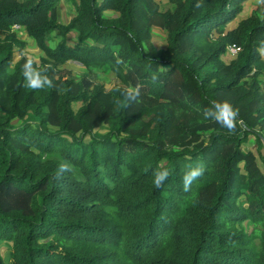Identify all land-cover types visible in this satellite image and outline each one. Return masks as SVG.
I'll list each match as a JSON object with an SVG mask.
<instances>
[{"label": "trees", "instance_id": "trees-1", "mask_svg": "<svg viewBox=\"0 0 264 264\" xmlns=\"http://www.w3.org/2000/svg\"><path fill=\"white\" fill-rule=\"evenodd\" d=\"M59 1L0 0V264H264V174L249 169L242 151L249 134L264 143L260 87L255 76L245 80L264 76V9L212 36L244 0H175L159 13L166 45L156 47L137 28L144 0H68L75 11L66 21L53 14ZM110 8L116 13L106 16ZM15 25L43 51L34 67L48 69L51 87H26L22 67L29 58L13 61L26 44ZM52 32L59 36L54 45ZM231 45L238 49L227 63L221 56ZM68 60L106 65L118 77L134 66L154 102L130 112L120 85L105 91L102 83L68 77L60 67ZM175 73L186 86L177 102L191 113L177 125L190 133L198 122L210 124L206 147L214 157L200 145H166L173 115L162 96ZM223 100L238 112L231 134L202 119L204 108ZM96 111L107 126L101 135L94 131ZM241 159L256 173L234 185ZM201 161L211 168L184 192L183 165ZM61 162L71 170L58 177ZM158 165L170 172L160 188L153 184ZM15 188L25 205L5 199Z\"/></svg>", "mask_w": 264, "mask_h": 264}, {"label": "rangeland", "instance_id": "rangeland-1", "mask_svg": "<svg viewBox=\"0 0 264 264\" xmlns=\"http://www.w3.org/2000/svg\"><path fill=\"white\" fill-rule=\"evenodd\" d=\"M100 1V0H98ZM175 4V0H144L141 3L138 4L139 9V15H140V22L137 23V28L140 31V34L148 36L149 39L155 44L156 47H164L166 45V31L160 24V17L159 13L161 11H164L166 9L172 8ZM264 9V5L261 0H244L241 2V10L237 13V15L228 23L226 24L225 28H216L212 31V36H216L218 33H220L222 30L231 28L234 26L239 19L242 17H245L249 15L252 12H257L258 14H262V11ZM74 7L68 0H60L55 7L54 10V16L60 20V21H66L70 18L71 15L74 14ZM106 16H110L112 14H115L116 12L113 9H106L104 11ZM14 31L17 33V35L24 39L26 44L24 48L19 52L18 50H15L13 55V61H16L21 56H25L26 58L34 60L37 64L40 63V57L43 55V51L36 45L35 41L29 37L26 33V31L16 25L13 26ZM69 38L72 39L70 43H73V39H76V32H70ZM59 40V36L57 34L53 33L50 36V43L55 44ZM145 47L147 46L146 40L147 37L143 38ZM116 49L118 46L115 47ZM236 54V51L233 49H230L227 47L225 52L222 54V59L225 62H230L231 59L234 58ZM262 54L264 56V52L262 50ZM61 69H65V74L68 77H73L75 79L82 78L88 85H93L94 83H102L105 91L109 90L110 87H112L114 84L120 85L123 90L128 87H139L140 89V96L138 100L130 102V108L129 111L131 112L134 108L138 107L139 105L143 103H152L154 102L151 97L147 95V88L141 85L139 82V79L142 77V73L140 72V69H137L136 67H127L125 70L124 77H118L117 74L112 71L108 66L104 65L101 67H85L81 62L77 60H68L62 64H60ZM168 67V66H166ZM140 70V71H139ZM258 81L260 92L262 94V100L264 101V76L263 73H250L245 77V80L250 81L253 77ZM170 80L173 82L169 83V77L167 78L166 86L167 90L165 91V94L162 96V99L167 102V105L165 106V110H170L172 112V120L169 122V126L167 128L166 138L165 142L166 145L171 147H182L184 145H187L189 147H192L194 145H200L203 150H205L204 155L214 157V154L216 151H208L207 150V142H208V134L210 130H212V126L209 125H201L202 122H198V124L195 126L196 130L194 132H185L184 129L179 127L177 125V122L181 120H186L190 116L191 113L183 110L180 105L178 104L177 100L180 95L184 93L185 84L180 79L178 74H172ZM169 85H177L176 92H173ZM182 92L180 93V91ZM179 94V95H178ZM231 97V96H227ZM72 107L74 109H77L78 102L74 101L72 102ZM208 107L204 108L207 109ZM204 111V110H203ZM99 112V111H98ZM98 112H94L95 119L92 118V121L94 122V131L98 134H104L107 132V126L105 123H99L97 122V115ZM261 122L257 124V128L261 135L264 137V113L259 116ZM48 125L51 129H54L57 127L56 125V119L51 114L48 118ZM20 119H16L15 123H20ZM209 123V122H208ZM79 132V130L77 131ZM87 138V137H86ZM126 147H131L129 143L126 144ZM219 149L223 148V145H219ZM220 151V150H219ZM242 151L243 156L247 159H250L249 161V169H259L258 171H261L264 174V143L260 145L258 141L256 140L255 135L249 134L248 138L242 143ZM250 152L253 155V158L248 155L247 153ZM244 159V158H243ZM241 159L237 165L236 173L234 174L233 178V184L236 185L238 183H241L243 181H246L249 179L250 173H256V170L249 171L246 168V163L244 160ZM248 163V162H247ZM196 166V165H202L204 169H210L211 167H206L204 162H196L195 164H189L185 163L183 165V172L187 170L188 166ZM256 188V184H251L250 189ZM247 190L249 188H246ZM211 191L210 187H207L204 192L209 193ZM0 194H4L2 191H0ZM9 194V195H7ZM5 194V199L9 201L10 203L18 204V205H25L26 202V195L22 193L21 190L12 189L9 190V192ZM245 199V192L239 194L235 201L240 202ZM248 205V204H246ZM243 225L246 229V231H250L251 229V223L248 220L243 221ZM8 249V245L3 246L2 248V254L5 255L6 251Z\"/></svg>", "mask_w": 264, "mask_h": 264}, {"label": "clouds", "instance_id": "clouds-1", "mask_svg": "<svg viewBox=\"0 0 264 264\" xmlns=\"http://www.w3.org/2000/svg\"><path fill=\"white\" fill-rule=\"evenodd\" d=\"M24 81L26 87L31 89H41L45 86L51 87L52 80L47 75L48 69L43 71L34 67L32 59L26 60L22 67ZM155 79V77L153 78ZM125 100L128 102L138 100L140 96L139 87H128L123 90ZM238 112L227 101H214L211 108L204 109L202 119L205 121H212L219 124L222 128L226 129L229 134L234 133L236 129ZM58 177L61 173L70 171V166L66 162H61L58 165ZM204 167L202 165L188 166L187 170L182 175V190L188 192L191 190L193 182L198 180L204 174ZM170 175L169 170L162 165H158L153 170V184L156 188L162 187L165 181L168 180Z\"/></svg>", "mask_w": 264, "mask_h": 264}, {"label": "built area", "instance_id": "built-area-1", "mask_svg": "<svg viewBox=\"0 0 264 264\" xmlns=\"http://www.w3.org/2000/svg\"><path fill=\"white\" fill-rule=\"evenodd\" d=\"M16 26V25H15ZM228 48H230V49H233V50H235V51H237V47H235L234 45H231V46H229Z\"/></svg>", "mask_w": 264, "mask_h": 264}, {"label": "water", "instance_id": "water-1", "mask_svg": "<svg viewBox=\"0 0 264 264\" xmlns=\"http://www.w3.org/2000/svg\"><path fill=\"white\" fill-rule=\"evenodd\" d=\"M264 142V141H263Z\"/></svg>", "mask_w": 264, "mask_h": 264}]
</instances>
